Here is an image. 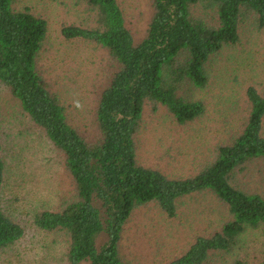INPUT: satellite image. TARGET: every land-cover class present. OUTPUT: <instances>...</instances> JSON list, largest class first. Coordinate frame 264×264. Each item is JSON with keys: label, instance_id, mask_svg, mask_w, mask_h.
Wrapping results in <instances>:
<instances>
[{"label": "trees", "instance_id": "16d2710c", "mask_svg": "<svg viewBox=\"0 0 264 264\" xmlns=\"http://www.w3.org/2000/svg\"><path fill=\"white\" fill-rule=\"evenodd\" d=\"M83 1L85 24L64 25L61 34L99 45L113 63L97 100L94 141L69 123L38 64L46 20L29 6L0 0V84L63 155L74 185L57 210L37 212L34 224L65 234L69 264H125L119 243L135 208L153 202L173 217L179 199L209 191L225 204L229 219L220 230L197 236L167 264H203L213 252L230 251L241 234L264 225V197L233 182L234 171L247 163L259 162L264 170V94L247 88L243 127L190 177H169L139 164L135 135L146 104L152 110L164 107L179 124L203 114V102L189 99L183 87L206 85L210 59L239 41L243 23L264 29V0H151L152 16L138 42L116 0ZM4 168L0 144V192ZM22 235L20 224L0 206V250ZM230 264L246 263L235 259Z\"/></svg>", "mask_w": 264, "mask_h": 264}, {"label": "rangeland", "instance_id": "374dc122", "mask_svg": "<svg viewBox=\"0 0 264 264\" xmlns=\"http://www.w3.org/2000/svg\"><path fill=\"white\" fill-rule=\"evenodd\" d=\"M116 1L126 27L135 42L140 41L152 16L151 0ZM23 6H29L47 22L38 64L49 89L63 104L69 123L87 140L94 141L98 137L97 100L112 74L113 63L99 45L61 34L64 25L85 24L84 1L15 0L16 8ZM248 87L264 94V29L257 31L246 22L239 41L210 59L206 85H186L182 89L189 99L203 102L200 117L179 124L164 107L152 110L150 104L144 106L135 135L137 162L169 177L195 175L211 159L216 147L228 143L243 127ZM0 144L5 164L0 206L23 228V235L15 243L0 250V264H69L65 234L40 229L33 218L39 211L57 210L73 194V181L63 155L2 84ZM233 182L264 197V170L259 162L234 171ZM227 219V207L209 191L179 199L173 217L153 202L139 206L124 224L120 257L125 264H167L197 236L220 230ZM235 259L262 264L264 225L248 229L230 251L213 252L203 264H230Z\"/></svg>", "mask_w": 264, "mask_h": 264}]
</instances>
